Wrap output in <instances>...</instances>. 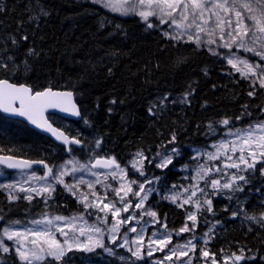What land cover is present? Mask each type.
<instances>
[{
	"label": "trees",
	"instance_id": "1",
	"mask_svg": "<svg viewBox=\"0 0 264 264\" xmlns=\"http://www.w3.org/2000/svg\"><path fill=\"white\" fill-rule=\"evenodd\" d=\"M153 18L149 28L138 15L110 13L80 0H0V61L8 65L7 70L0 67V79L25 84L33 91L51 87L73 92L82 114L76 125L95 134L104 153L122 165L138 151L152 157L162 145L177 146L182 158H189L190 147L208 142L210 123L229 119L231 126L245 128L264 120V88L259 82L237 78L224 52L215 50L214 55L204 45L171 39L165 35V25ZM184 94H188L187 102L158 108L162 98L172 100ZM0 118L5 117L0 114ZM20 123L22 128L12 131L0 126V154L52 164L55 159L46 155L53 147L65 153ZM173 133L176 141L170 144ZM70 135L82 139L76 133ZM85 146L71 152L83 160ZM160 174L167 183L168 176H173L171 169ZM256 184L233 201L212 200V218L217 223L210 245L216 251L238 248L246 254L239 264H264V206L252 210L249 205L259 206L255 197L263 188ZM54 201L57 215L76 211L75 202L60 187ZM153 202L167 227L178 231L190 208ZM237 205L259 215L261 222L247 227L238 215L233 216ZM42 208L38 200L8 202L0 191V231ZM68 258L51 264H65ZM75 259L81 261V257ZM0 264L21 263L9 253Z\"/></svg>",
	"mask_w": 264,
	"mask_h": 264
},
{
	"label": "snow or ice",
	"instance_id": "2",
	"mask_svg": "<svg viewBox=\"0 0 264 264\" xmlns=\"http://www.w3.org/2000/svg\"><path fill=\"white\" fill-rule=\"evenodd\" d=\"M94 3L102 4L105 8H109L114 12H119L121 15H130L135 14L140 16L145 22L148 21L149 17L156 16L160 19L161 23H168V20H171V23L176 26L177 29H190L195 26L196 35H188V41L195 42L197 45L201 43V37L199 33H207L209 37L213 35L214 30H209L205 26L209 25L212 17H215V27L220 28L221 32H224L225 28L230 29L227 32V36L230 38V43L226 42L223 44V47L231 49L233 45L237 46L239 49H243L247 52H252L256 56H259L262 61H264V0H93ZM174 13H178L180 20H177ZM208 14L207 16L205 14ZM221 13L224 15L222 16ZM47 15V13H43ZM191 16V23L185 24L184 21H187ZM167 17L168 19H165ZM233 17L235 21H233ZM149 28L153 27V24L148 23ZM119 27V25H117ZM168 35V33H165ZM171 39H178L177 36L170 37ZM26 40L27 37L25 36ZM221 40L224 39L222 35ZM13 44L16 43L13 39ZM207 44H215L216 41L213 39H208ZM259 45V48L256 47ZM213 51L212 49H209ZM32 49L29 50V54H33ZM214 55H217L213 51ZM227 58V63L230 64L236 71L241 72L245 78L259 77V85L261 88H264V65L259 63H250L247 59H240L239 57L232 54ZM11 59V57L9 58ZM238 65H243L247 71H242ZM0 67L8 69V65L0 61ZM259 68L261 71L258 73L256 69ZM255 83V82H254ZM72 92H59L53 91L51 87L45 89L44 91H33L32 87L26 86L24 84L17 85L15 83H10L8 79H0V109H3L4 112H12L21 116H27V118L37 127L44 128L46 131L51 132L57 140H61L65 145L76 144L79 145L82 143L81 140L65 135L64 132L60 131L57 128L52 127L48 123L47 119L44 117V111L46 108H60L63 112H71L73 115H80V112L77 110L75 103L72 102ZM254 92H249V96H253ZM187 95H185V102ZM164 100H167V96L164 97ZM16 101H19V107H14ZM115 103V101H113ZM163 103V101L161 102ZM247 107V106H245ZM151 112V109L149 110ZM240 119V117H237ZM229 119H223L220 121L223 125L229 124ZM209 131L214 133L216 130L209 124ZM230 136H236V141H220L218 144L213 145L216 148L214 153H203L206 155L207 160L214 161L219 160L221 156L225 157L223 161V167L213 165L211 167L205 165H200L199 170L197 171L196 179L197 181H204V187H201L199 182L192 186L190 189H184L185 192L190 191V195L187 199H184L183 202L179 205L183 207L185 204L195 203L197 211L206 210L209 213H213L212 200L208 197L207 189L211 188L212 195H218L221 193H226L228 198L231 200L234 197V194L237 192H243V186L239 183L243 181L244 184L249 183L248 177L245 175H240V172L253 173L257 170V164H261L259 172L264 176V121H260L254 125H249L247 130L243 132L240 129H237L236 132H228ZM176 141V135L173 133L171 139L168 141L170 144H174ZM238 141V142H237ZM101 140L97 139L95 141V146L99 147ZM229 152L231 154H229ZM239 153L237 156L236 154ZM259 153V156H257ZM179 150L176 147H173L170 150H167L163 153H157L160 156V162L156 164V167L165 168L173 162V155L178 156ZM131 166L140 175H144L143 171V161L149 160V163L152 161L144 155L142 151H138L135 154ZM42 163V161H41ZM68 163L74 164L71 169V173L62 165L60 169L54 174L52 168H48L47 174L41 179H47L51 177L56 183L64 185L65 189L71 192L73 195L76 194V187L79 184H86L89 189H94L96 184H102L101 177L105 180L109 176L115 180L118 176L122 181L120 186L117 188H112L111 185H104L105 188L111 189L116 197H119L118 201L109 200L107 193L101 197L96 191H92L91 195L95 197L91 202L88 201V197L81 194V200L84 202L85 209L95 208L99 212L105 213L103 217H97L102 224L108 223V214H111L112 218L115 220L109 229V232L112 234L110 236L111 242L113 244L117 241V236L115 233H118L121 225L129 224L131 221L136 219V216L128 215L121 218V213H128L129 210L133 207L136 209H144L141 213L142 216L152 217L157 223L159 222L157 218V213L151 209H145V203L148 201L149 195L152 193L153 189H146V184H152L154 181L152 179L145 178L144 182L138 183L136 180H127L128 171L125 167H122L117 159L112 157H100L96 158L94 163H91L90 167L88 164H79L78 161H69ZM0 164L6 165L8 168L12 169H25L31 168L32 162L30 161H17L14 157L11 156H0ZM243 166V167H242ZM47 167V165H45ZM107 169L110 170L107 173L93 171V169ZM227 169H236V172L229 173ZM87 172L92 177H95L94 181L85 180L82 176L77 178L75 184H66L63 180L65 175L74 174L76 172ZM213 173L217 175H213ZM33 179H36L33 174ZM159 180V177L155 178ZM223 181V182H222ZM138 184L137 190H134L132 185ZM0 187L6 189H13L16 186L12 184H3ZM19 191L22 192H35L36 195H41L42 192L48 193L51 195L52 191H55L53 185L49 184L44 187L41 191H38L35 188L25 189L22 186L19 188ZM197 192H200L205 199L201 203L200 200L193 201V197L197 195ZM123 193V194H121ZM132 194L133 197L138 198V202L133 205L131 200H127L126 197L129 194ZM10 199H18L19 197L11 196ZM25 199L31 200L32 196L28 195L24 197ZM169 198V197H164ZM171 200L173 202L177 201V196L172 195ZM107 201V202H106ZM117 203L122 204L123 207H118ZM101 205H103L101 207ZM214 214V213H213ZM237 212H233V216H237ZM248 219H255L254 217H247ZM0 219H3L0 217ZM56 221H65L66 218L63 216H56L54 218ZM76 217L71 218L73 223L68 224V227L72 232H79L80 236H84L86 230L99 234L95 240L89 235L86 242H82L78 237H74V242H70L67 239L68 233L64 231L63 227L57 226L56 231L60 232L61 235L65 236L63 242L57 240L53 236L48 228L43 230H27L26 233H20L11 228V226H6L2 229L3 237H6L7 240L12 241L16 240L18 247L15 248L16 253L19 256L20 261L25 262V264H33V261H43L44 255L46 253L48 257L53 258L56 261L61 260L68 251H72L73 248H76L85 252H92L95 248H105L106 251L111 252V249L106 248L102 240L103 229L98 226H92L88 229L79 228L76 229L74 221ZM79 219H83L81 216ZM264 219V215H262ZM188 220L192 221V227L185 225L179 230V233L194 231L196 228L197 214L195 212H190L188 214ZM13 224H18L19 221L11 222ZM35 224L44 223V221H34ZM46 223L51 225L52 220H47ZM165 229L167 225H162ZM131 232H136V227H131L129 229ZM144 229L141 228V233ZM211 232V229H209ZM177 233V234H179ZM31 235L34 239L31 240V244L34 246V249L37 250H24V245L20 243L21 239H27ZM154 237L156 233L152 234ZM205 237L209 233L204 234ZM196 240V243H193V240ZM143 240V235H138L134 243L139 244ZM172 241L171 233L167 235L162 234L158 239L150 240V245H159L158 250L163 251L168 244ZM200 240L193 237L189 239L187 244L178 245L170 250L171 254L165 256V260H172V257L176 255L179 249H189L195 252L197 243ZM205 244L208 243L207 240L203 241ZM128 244L127 233H125V239L121 247ZM0 249L4 253H9V246L5 245L2 240H0ZM129 251L132 252V255L137 259H141L140 248L137 247L136 251H132L129 248ZM30 253V254H29ZM148 255H152V250L150 248ZM187 251H181L180 256H187ZM203 257H209V252L207 250H202ZM236 261H240L244 257L240 255H235ZM180 257L177 256V259ZM157 264H163V261H158ZM186 264H192L191 260L187 261ZM211 264H217L215 259V254L211 260Z\"/></svg>",
	"mask_w": 264,
	"mask_h": 264
},
{
	"label": "rangeland",
	"instance_id": "3",
	"mask_svg": "<svg viewBox=\"0 0 264 264\" xmlns=\"http://www.w3.org/2000/svg\"><path fill=\"white\" fill-rule=\"evenodd\" d=\"M82 2H87L89 4H92L94 6L101 7L102 9H105L108 12H113V13H118L119 12H114L109 8H105L102 4H97L94 3L93 0H80ZM175 17L177 20H180V16L178 13H174ZM206 16L208 15L207 13L205 14ZM223 16L224 14L221 13ZM140 17V16H139ZM156 17L152 16L149 17V19ZM141 18V17H140ZM158 18V17H156ZM142 19V18H141ZM148 21L146 22L147 24L150 23ZM159 19V18H158ZM165 19H168L165 17ZM160 20V19H159ZM191 16H189V19L187 21H184L185 24L191 23ZM233 21H235V18L233 17ZM165 25L166 31L169 36H177L179 37V40H187L188 41V35L191 34L193 37L196 35V29L195 26H193L190 29H177L174 24L171 23V20H168V23H162ZM209 30H214L213 35L209 37L207 33H199L201 37V43L202 44H207L206 41L208 39H213L216 41L215 44H207V47L212 49L213 51L219 50L221 52H224V60L227 64V66L230 68V70L237 75V78L245 80L249 82L248 79H251L252 81H257L259 82V77H251L249 75L248 78H245L241 74V72L236 71L230 64L227 63V58L230 57L232 54H235V56L239 57L240 59H247L250 63H259L261 65H264V61L260 59L259 56H256L252 52H247L244 51L243 49H239L237 46L233 45L231 49L223 47L222 45L225 44L226 42L230 43V38L227 36V32L230 31V29L225 28L224 32H221L220 28L215 27V17H212V20L210 21L209 25L205 26ZM224 36V39L221 40L220 37ZM195 43V42H194ZM196 44V43H195ZM257 48H259V45H256ZM238 67L241 68L242 71H247V69L244 68L243 65H238ZM256 71L259 73L261 69L257 68ZM185 95H187V99L185 102L188 100V94L181 95L180 97H175L172 100H164L162 98L160 101V105L158 108H163L167 107L169 104H176L180 105L182 102L185 100ZM163 101V103H161ZM184 103V102H183ZM264 112V108H263ZM50 119L57 124L59 127L62 129L66 130L68 133H76L80 136H82V139L84 140L85 149L83 151V156L84 159L81 160L75 154H73L71 151L73 148L70 149L68 153H60L57 147H53L52 150L49 152V155L46 157L50 159H55V161L52 163L51 167L53 169V173L55 174L60 167L63 165L69 173H71V169L74 166L72 163H68L69 161H78L79 164H88L89 167L91 163H94L96 158L100 157H106L107 154L104 153L103 148L100 144L99 147L95 146V141L99 139L95 134L91 133L89 130L85 131L84 129H87L85 127H82L80 125H76V123H71L65 119H61L56 116H50ZM264 121V120H263ZM260 122V121H259ZM256 122V123H259ZM256 123H253L251 125H254ZM21 123L19 121H15L12 119H6V118H0V126L4 127L6 130H15L16 128L21 129L22 126L20 125ZM86 124V122L84 123ZM213 128H215V132L212 133L209 131L208 128V142L204 146H198V147H190L189 148V153L190 157L189 158H182L181 150L177 146L172 145L171 147H163L159 148V150L155 153L154 156L148 157L145 153L144 155L148 157L152 162L149 163V160H144L143 161V171L144 175H140L139 172H137L135 169L132 168L131 162L133 161L135 157V154L131 157V159L128 161V164L122 165V167H125L128 171V176L127 180H136L138 183L144 182L145 178L147 177L148 179H152L154 182L152 184H146L145 187L146 189L151 188L153 189L152 193L149 195L148 201H146L144 208L145 209H151L157 213V220L159 221L158 223L149 216H142L141 218V213L144 211V209H136L135 207L131 208L128 213H121V218L126 217L128 215H135L136 219L131 221L129 224L126 225H121L120 230L118 233H115L117 236V241L115 244L111 242L110 236L112 235L109 232V229L113 223H115V220L112 218L111 214H108V223L107 224H102L100 220L97 219V217H103L105 213L99 212L98 209L95 208H88L85 209L84 202L81 200V194L85 195L88 197L87 202H91L92 200L95 199L91 195L92 191H96L101 197L105 193H107L108 199L109 200H114L118 201L119 197L115 196V193L108 188H105L104 185H111L112 188H117L120 186V183L122 182L120 180V177L118 176L115 180L111 178V176L108 177L107 180L101 177L102 184H96L94 189H89L86 184H79L77 185L75 191L76 194L73 195L71 192L65 189L64 185L56 183L51 177L47 179H41L45 177V172L44 170H38V169H33L29 171H21V172H8L4 170L3 168L0 167V185L3 184H12L15 185L16 187L13 189H6L3 187H0V191L3 193L5 196L6 200L8 202H18V201H27L28 199H25L24 197L31 195L32 199L34 201H40V204L43 205V208L41 211H37L35 213H32L31 215L19 219L18 224H11L8 226H11V228L15 231H19L20 233H26L27 230L32 229V230H43L45 228H48L53 236L61 242L64 241L66 238L65 236L61 235L60 232L56 231V227L60 226L64 228V231L68 233L67 239H69L70 242H74V237H78V239L82 242L87 241V237L91 235L93 237V240L97 238L99 234L87 231L85 232L84 236H80L79 232L76 231L75 233L70 230L68 227V224L73 223L71 218L76 217L77 219L74 221L76 229L79 228H85L88 229L92 226H98L103 229V235H102V240L103 243L105 244L106 248L111 249V252L106 251L105 248H95L94 251L92 252H85L78 250L76 248H73L72 251H68L66 255L70 256L68 258V262L65 264H73L74 261L77 263L81 262L83 264H157L158 261H163V264H186L187 261L191 260L192 264H211V260L213 258V254H215V259L217 261V264H239L240 261L235 260V256H233V253L235 255H240L244 257L243 259L246 258V254L243 252L241 253L238 251V248L236 250H223V249H218L216 251V248L211 246V237L213 235L214 230L216 229V223L217 221L212 218L213 213H209L206 210H201L197 211L195 203H189L185 204L183 207L187 208L189 207V213L190 212H195L197 214V221H196V228L194 231L190 232H183L179 233V230L184 227L185 225H188L190 228L192 227V221L188 220V215L185 219L184 224L182 227L174 232L171 231L168 227L165 229L162 225L166 224V221L161 219L158 215V212L155 209V201H160L164 200L166 203L175 205L178 208H183L180 207L179 205L183 202L184 199H187L188 196L190 195V191L193 185H195L197 182H199L201 187H204V181H197L194 179L196 177L197 171L199 170L200 165H205L211 167L213 165L223 167V161L225 160L224 156H221L219 160H214V161H209L207 160L206 155L203 153H214L216 152V148L213 147V145L218 144L220 141H236L237 138L236 136H230L228 135V132H236L237 129H240L242 132L244 130H247L249 126L245 128H239V127H233L230 124L228 125H223L222 123H210ZM83 125V124H81ZM100 140V139H99ZM238 142V141H237ZM55 145V144H54ZM173 147H176L179 150V155H173V162L172 164L168 165L165 168H159L156 167V164L160 162V156L157 155V153H163L167 150L172 149ZM229 154H231L229 152ZM237 156L239 153L236 154ZM257 156H259V153H257ZM243 167V166H242ZM261 167V164H257L256 168L257 170L253 173H247V172H240L238 174L240 175H245L249 179V183L244 184L243 181H240L239 183L243 186V192H237L234 194L233 199H229L228 195L226 193H221L218 195H212V189L208 188V197L211 200L216 199V200H224V201H233L236 196L242 195L245 192H248L249 190L246 189V187L252 186L253 184H256L258 182L259 184H256L258 188H263L262 192L260 194H257L255 197V201L259 204V206H255L253 204H249L251 209L254 210V208H260V205L264 206V176H262L259 172V168ZM149 169L156 170V174L149 172ZM166 169H171V172L173 173V176H168L169 183L163 180V175L160 174L163 170ZM93 171L97 172H102V173H107L110 170L107 169H93ZM229 173L236 172V169H227ZM33 174L35 175L36 179H33ZM213 175H217L213 173ZM83 177L85 180L88 181H94L95 177H92L89 175L87 172H76L74 174H69L65 175L63 177V180L66 184H75L77 178ZM159 177V180H156L155 178ZM223 182V181H222ZM172 183V184H170ZM53 185L55 188V191L51 192V195L49 196L48 193L42 192V189L46 187L47 185ZM23 187L25 189H31L35 188L38 191H41V195H36L35 192H22L19 191L20 187ZM58 187L61 188V190L69 196L74 202H75V212L65 214V215H57L53 211H56V201H54V196L55 192L58 189ZM134 190H137L138 184L132 185ZM190 189V191L185 192L184 189ZM10 194L11 196L19 197L18 199H10ZM123 194V193H121ZM176 195L177 196V201L173 202L171 200V196ZM164 197H169V198H164ZM127 200H131L133 205L138 202V198L133 197L132 194L130 193L128 197H126ZM205 199V196H203L200 192H197V195L193 197V201L200 200L201 203ZM238 201V202H237ZM237 204H241V200H237ZM107 202V201H106ZM52 205V207H50ZM103 205H101L102 207ZM118 207H123L122 204L117 203ZM60 209L62 207L60 206ZM236 212L238 213V217L241 222L245 223L247 227H250V225H257L259 224L260 217L259 215H253L251 214L247 209H244L242 206L237 205L236 207ZM188 213V214H189ZM56 216H63L66 218L65 221H56L54 218ZM83 217V219H79L80 217ZM247 217H254L255 219H248ZM47 220H52L53 223L51 225H48L46 223ZM34 221H44V223L41 224H35L33 223ZM215 226V227H214ZM6 227V226H5ZM131 227H136L137 231L136 232H131L129 229ZM141 228L144 229L143 233H141ZM3 229V228H2ZM209 229H211V232H209ZM209 233L207 237H205V233ZM125 233H127V239H128V244L124 245L121 247L120 245L123 244L124 239H125ZM156 233L157 235L154 237L152 234ZM168 233H171L172 236V241L170 244L167 245V247L164 248L163 251L158 250L159 245H150V240L152 239H158L162 234L167 235ZM179 233V234H177ZM143 235V240L139 242V244L134 243L136 241L138 235ZM193 237L197 238L200 240L199 243H197V247L195 252L191 251L189 249H179L172 257V260H165L166 255H170L171 252L170 250L178 245H185L187 244L189 239H192ZM34 239L33 236L29 235L27 239H21L20 243L24 245V250L29 251V250H37L34 249V246L31 244V240ZM0 240L3 241V243L10 248L11 254H13L19 261V256L15 251V248L19 246L17 244L16 240L9 241L7 240L6 237H3L2 235V230L0 231ZM207 240L208 243L205 244L203 241ZM197 241L194 239L193 243H196ZM137 247L140 248V254H141V259H137L135 256L132 255V252L129 251V248L132 249V251H136ZM152 250V255L149 256L148 252L149 250ZM202 250H207L209 252V257L205 258L202 255ZM181 251H187L188 255L187 256H180ZM9 253H4L2 249H0V259H5L8 257ZM30 254V253H29ZM41 255H44V260L43 261H33V264H51L54 262H57L51 257H48L46 253H42ZM64 256V257H65ZM80 258L81 261H78L75 259V257ZM177 256L180 258L177 259ZM74 257V259H71ZM76 260V261H75ZM21 264H25V262L20 261Z\"/></svg>",
	"mask_w": 264,
	"mask_h": 264
},
{
	"label": "water",
	"instance_id": "4",
	"mask_svg": "<svg viewBox=\"0 0 264 264\" xmlns=\"http://www.w3.org/2000/svg\"><path fill=\"white\" fill-rule=\"evenodd\" d=\"M10 82V81H9ZM11 83V82H10ZM47 89V88H46ZM45 90V89H44ZM42 90V91H44ZM53 90V89H52ZM53 91H57V90H53ZM59 92H68V91H59ZM73 94V92H72ZM72 102L75 103L76 105V108L77 110L80 112V109L78 107V105L76 104L75 102V99H74V94L72 95ZM14 107H19V101H16L15 104H14ZM0 113L1 114H4L5 116H8V117H11L12 119H17V120H21L23 121L24 123H26L31 129L35 130L36 132H38L39 134L49 138L52 142L58 144V145H62L66 148V151L68 152L69 150V146L70 145H65L61 140H57L56 137L49 131H46L44 128H40V127H37V125L33 124L28 118L27 116H21V115H18V114H15V113H12V112H4L3 109H0ZM48 114H56V115H59L61 116L62 118H65V119H68V120H72V121H80L82 119V115H81V112H80V115L77 116V115H73L71 112H63L60 110V108H46L45 111H44V117L45 119H47L48 123L52 125V127L54 128H57L59 129L57 126H55L53 123H51L50 120H48ZM60 131L64 132L63 130L59 129ZM65 133V132H64ZM65 135H67L65 133ZM68 136V135H67ZM71 138V137H70ZM73 146H76V147H80V144L79 145H76V144H72ZM0 156H10V155H3L1 154ZM13 157V156H11ZM17 161H30V160H27V159H24V158H18V157H14ZM32 162V165H31V168H25V169H12V168H8L6 165L4 164H0L1 167L5 168V169H8V170H11V171H25V170H31V169H34V168H38V167H42L45 169L46 171V174H47V170L48 168H50L46 163L45 161H30ZM45 165H47V167H45ZM45 174V176H46Z\"/></svg>",
	"mask_w": 264,
	"mask_h": 264
},
{
	"label": "bare ground",
	"instance_id": "5",
	"mask_svg": "<svg viewBox=\"0 0 264 264\" xmlns=\"http://www.w3.org/2000/svg\"><path fill=\"white\" fill-rule=\"evenodd\" d=\"M154 19V18H153ZM157 22H159V21H157ZM12 83V82H11ZM18 85V84H17ZM20 85V84H19ZM25 85V84H24ZM27 86V85H26ZM57 91H68V90H57ZM68 92H70V91H68ZM1 114V113H0ZM2 116H4L5 118H7V119H12L11 117H8V116H5L4 114H1ZM68 121V120H67ZM20 122H22L23 123V121H21L20 120ZM70 122V121H69ZM52 123V122H51ZM56 125V124H55ZM59 129H61V130H63L69 137H73V136H71L70 134L71 133H68L66 130H64V129H62L61 127H59L58 125H56ZM38 133V132H37ZM75 138H77V137H75ZM77 139H79V138H77ZM79 140H81L82 141V143L80 144V147H76V146H70V148H69V150H68V152L70 151V149L71 148H73V149H82L84 146H85V142H84V140H82V139H79ZM54 143V142H53ZM54 144H56V143H54ZM57 145V144H56ZM59 146V145H58ZM158 149V148H157ZM67 152V153H68ZM65 153H66V150H65ZM106 157H110V156H106ZM25 159H27V158H25ZM27 160H30V159H27ZM30 161H38V160H30ZM45 163L49 166V167H51V165L52 164H48L46 161H45ZM38 170H44L45 171V169L44 168H42V167H38L37 168Z\"/></svg>",
	"mask_w": 264,
	"mask_h": 264
}]
</instances>
